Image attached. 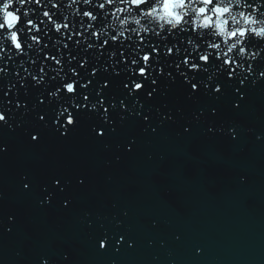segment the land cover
<instances>
[{
  "label": "water",
  "instance_id": "obj_1",
  "mask_svg": "<svg viewBox=\"0 0 264 264\" xmlns=\"http://www.w3.org/2000/svg\"><path fill=\"white\" fill-rule=\"evenodd\" d=\"M69 2L59 0L63 14H71ZM34 7L45 19L42 6ZM180 45L189 47L183 39ZM249 47L260 56L238 61L245 71L231 78L212 66L177 70L178 57L162 55L157 83L135 96L106 55L97 61L94 50L77 49L72 54L89 66L71 64L82 83L93 80V102L108 83L107 100L127 97L128 111L111 109L105 122L103 107L74 110L67 135L56 123L67 94L49 95L60 83L53 74L40 86L28 77L24 87L16 76L26 77L21 58L0 63L7 69L0 112L8 117L0 122V264H264V41ZM44 54L31 53L40 62ZM180 71L197 77L199 91Z\"/></svg>",
  "mask_w": 264,
  "mask_h": 264
},
{
  "label": "snow or ice",
  "instance_id": "obj_2",
  "mask_svg": "<svg viewBox=\"0 0 264 264\" xmlns=\"http://www.w3.org/2000/svg\"><path fill=\"white\" fill-rule=\"evenodd\" d=\"M188 2L190 3L191 0ZM206 2L211 7L214 6L216 0H206ZM154 3L155 0H99V2L97 0H70L67 7L71 8L72 12L68 15L63 14L59 0H47V3L45 0H0V63L21 58L18 66L23 68L26 77H21L19 72L16 76L20 78L19 83L24 87L28 86V77L34 81L35 85L40 86L48 82L50 73L53 74L51 81L60 83L49 95L53 99L64 100L63 94H67L66 104L68 106L60 108L56 120L57 125L64 130L63 135L68 134L69 126H76L78 117L74 110L89 109L90 106L91 110L99 111V108L103 107L102 119L105 122H110L111 109L123 108L128 111V105L125 102L127 97L120 100L118 104L115 98L112 102L107 100L104 89L108 87V83L96 90L95 95L100 99L93 102L92 91H89L93 80L87 79L82 83L80 71L71 64L72 61H77L81 68L89 66V59L78 60L77 56L72 54L77 49H82L83 52L94 50L97 61L101 56L106 55L113 70L119 66L116 74L125 75L126 81L123 87L127 89L128 96L144 93L149 87V81L151 84L157 83L153 73L157 70L164 72L163 68H158L162 55L178 57L176 61H173L177 70L187 66L195 73L201 71L207 73L209 66H212L215 67L216 72L226 74L229 78L236 75L237 69H240L242 64L238 62L241 60L240 49L229 52L223 44H218L217 39H207L209 36L214 37L212 32L199 29L193 17H185L179 21L177 27L171 30L165 28L160 31L157 27L145 31L138 28L137 24L141 22L139 18H145L143 23H148L150 19L148 14L153 10ZM49 4L57 11L52 12L48 7ZM79 4L90 6V10L73 7ZM34 5L42 6V17L45 19L37 14ZM125 8L128 9L127 12L124 11ZM96 9L101 10L100 13ZM72 17H78L79 20H74ZM101 17H103V23ZM130 19H132L131 23H129ZM53 31L57 35L53 36ZM45 37L50 43H45ZM153 37L156 38L155 42H153ZM181 39L189 45L188 48L181 47ZM252 40L251 35H247L244 39L241 47L245 49V52L249 51ZM45 49L50 50L45 52ZM52 50H55L56 54H52ZM64 50H67V56ZM33 52H44L43 62H40V56L33 57L31 55ZM22 57H27V59H22ZM65 59L68 64H65ZM48 61L53 63H48ZM38 62L40 63L37 67ZM27 63L33 65L31 70L24 67ZM66 68L68 71H65ZM6 71V68L0 67V74ZM251 71L252 69H249V72ZM69 72L71 75L68 74ZM98 74V70L94 67L91 75ZM169 75L172 74L169 73ZM260 75L264 76V72ZM180 76L191 84L192 89L199 91V85L193 82L197 79L196 76H189L184 71H180ZM214 76L215 73L208 79L212 80ZM240 83H244V80L241 79ZM200 84H204V81L201 80ZM214 91L221 93L222 85H217ZM154 92L155 89H152L147 92V95L151 97ZM81 97L88 103H81ZM7 119L8 117L0 112V122H6ZM61 119L64 120L63 123ZM104 134L103 130L99 133L100 136ZM32 139L38 140L39 137L33 135ZM57 183L59 184V181ZM25 187L28 185L26 184ZM100 247L106 248L107 241H101Z\"/></svg>",
  "mask_w": 264,
  "mask_h": 264
},
{
  "label": "clouds",
  "instance_id": "obj_3",
  "mask_svg": "<svg viewBox=\"0 0 264 264\" xmlns=\"http://www.w3.org/2000/svg\"><path fill=\"white\" fill-rule=\"evenodd\" d=\"M148 15L150 19L147 24L143 23L145 18H139L141 22L137 24L138 28L145 31L157 27L160 31L165 28L171 30L185 17H193L196 26L203 31L210 30L218 44H223L227 51L235 52L239 48L241 60L245 56L251 60L260 56V51L245 52L241 45L247 35L264 41V0H216L211 7L206 0H191L190 3L188 0H155L153 10ZM131 22L132 19L129 20ZM242 33L246 35L242 36ZM249 69L252 68L249 67L248 72ZM240 70L245 71L244 64L240 65Z\"/></svg>",
  "mask_w": 264,
  "mask_h": 264
}]
</instances>
